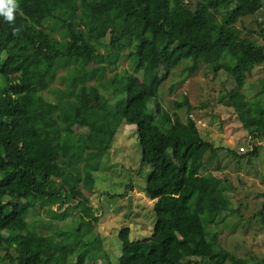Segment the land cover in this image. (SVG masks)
Returning <instances> with one entry per match:
<instances>
[{
    "label": "trees",
    "instance_id": "trees-1",
    "mask_svg": "<svg viewBox=\"0 0 264 264\" xmlns=\"http://www.w3.org/2000/svg\"><path fill=\"white\" fill-rule=\"evenodd\" d=\"M176 1L15 0L14 21L0 16V249H12L0 264H121L85 231L87 217L99 218L85 191L138 100L145 114L137 172L152 167L142 191L153 201L140 222L152 233L132 238L130 225L121 228L123 253L133 264L142 256L144 264H217L223 229L245 226L225 180L202 171L208 153L236 151L202 137L188 99L168 109L160 87L182 63L185 79L203 65L245 77L264 65L255 38L264 37V0H188L186 21L175 15ZM259 12L250 29L244 19ZM259 81L258 93L249 96L244 81L225 102L252 137L264 138V76ZM37 216L50 233L34 226ZM258 216L264 226V209ZM69 219L71 229L61 224ZM227 260L264 264L255 256Z\"/></svg>",
    "mask_w": 264,
    "mask_h": 264
},
{
    "label": "rangeland",
    "instance_id": "rangeland-1",
    "mask_svg": "<svg viewBox=\"0 0 264 264\" xmlns=\"http://www.w3.org/2000/svg\"><path fill=\"white\" fill-rule=\"evenodd\" d=\"M187 2L188 0H184V3L177 0L174 4L173 10L178 19H188L189 10L185 8ZM261 14L259 12L256 16L247 17L244 23L250 29H257V21L260 22L263 17ZM238 26L241 27V24ZM255 38L264 45V37L257 35ZM126 66L127 62L122 61L117 71ZM185 67L186 63L180 64L160 87L163 104L172 109L175 100L188 99L193 107L190 113L196 120L202 137L218 148L224 147L237 153H208L202 170L204 173L212 172L225 180L230 188L228 204L239 209L245 225L233 231L223 229V233L219 235L223 249H216L218 253L215 262L230 264L227 259L233 254L262 259L264 226L258 213L264 209V138L252 137L234 108L225 101L229 95L235 96L241 91L244 81H247L249 96L250 91L253 94L258 93L259 88L252 89V86L259 83V79L264 76V65L256 66L250 74L246 73V77L240 69H222L215 73L203 65L188 79L183 74ZM173 85L174 91H171ZM180 113L185 120L189 114L188 107L181 109ZM144 114L143 100L130 105L111 148L103 155L101 166L95 173L94 188L85 191L89 198L88 204L99 216L97 220L86 218L90 225L86 226L85 231H93L91 238L98 236L103 252L106 251L115 263L121 261V264H133V257L123 253L118 239L121 228L130 225L132 238L149 236L152 233L148 225L145 227L140 222L150 219L153 204L142 191L152 167L144 164L140 169L142 171L137 172L142 163L137 126ZM57 208L59 206L55 205V209ZM41 216L50 220L47 213L42 212ZM40 220L37 216L34 226L44 232L43 234L50 233L51 229L40 227ZM72 223L69 219L61 224L71 229ZM8 249L12 251L10 247ZM8 249H0V255L4 256ZM140 263H145L144 256L140 257Z\"/></svg>",
    "mask_w": 264,
    "mask_h": 264
},
{
    "label": "clouds",
    "instance_id": "clouds-1",
    "mask_svg": "<svg viewBox=\"0 0 264 264\" xmlns=\"http://www.w3.org/2000/svg\"><path fill=\"white\" fill-rule=\"evenodd\" d=\"M17 9L15 0H0V16L4 18L6 22H13L15 19L14 11Z\"/></svg>",
    "mask_w": 264,
    "mask_h": 264
}]
</instances>
